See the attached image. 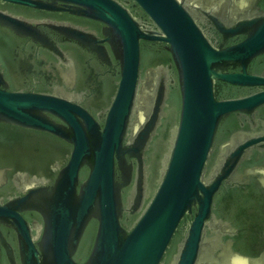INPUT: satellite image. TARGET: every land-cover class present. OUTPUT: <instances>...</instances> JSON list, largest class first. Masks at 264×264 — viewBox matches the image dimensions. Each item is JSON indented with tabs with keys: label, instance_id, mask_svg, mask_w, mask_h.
<instances>
[{
	"label": "water",
	"instance_id": "95a60500",
	"mask_svg": "<svg viewBox=\"0 0 264 264\" xmlns=\"http://www.w3.org/2000/svg\"><path fill=\"white\" fill-rule=\"evenodd\" d=\"M0 3L85 19L102 34L0 9V264H264V246L233 239L252 202L220 201L239 165L264 152L254 135L264 0ZM20 40L59 56L71 86L15 90L4 69L28 67ZM67 42L116 63L115 95L98 116L73 90ZM175 78L177 123L151 178L148 151Z\"/></svg>",
	"mask_w": 264,
	"mask_h": 264
},
{
	"label": "flooded vegetation",
	"instance_id": "af4514ba",
	"mask_svg": "<svg viewBox=\"0 0 264 264\" xmlns=\"http://www.w3.org/2000/svg\"><path fill=\"white\" fill-rule=\"evenodd\" d=\"M0 9L14 13L23 18L32 20L37 23H54L59 25H72L82 28L86 31L97 33L102 37L98 24L69 16L63 13H50L45 11L33 10L29 8H20L0 3ZM56 38V37H55ZM58 40V39H57ZM64 52L72 59L75 66V77L73 79V90L78 94V98L97 116L103 112L109 105L111 99L115 95L118 77L116 63H101L96 57L91 56L82 47L74 43H60ZM18 51L26 54L30 59L28 67L24 70L16 71L15 76L8 69H4L7 79L15 90H36L54 92L55 87L62 85L69 88L71 85L62 76L58 64H61V58L38 45L20 40ZM112 59L113 55L109 51ZM64 67L67 65L62 63ZM6 68V67H5ZM176 78L171 86L169 107L167 113L169 115L164 118L163 125L159 130V134L153 140L150 150L148 151V163L151 164V178L154 177V164L156 162V153L159 146L165 147L169 144V133L177 123V114L174 116L176 103L172 100V96L177 91ZM175 117V119H173ZM172 120H175L173 122ZM264 114L260 115L259 124L255 127V133L264 134ZM261 122V123H260ZM245 126L252 127L247 122ZM256 167H259L255 169ZM261 168V169H260ZM264 152L255 150L252 156L244 160L237 168V184L235 188L224 190L220 196V201L224 202L227 197L247 198L245 202L251 201L252 204L245 206L244 210L248 212L250 222L246 225L243 223L233 222V226L237 230L234 235L235 243L248 242L251 245L264 246ZM254 172V173H253ZM263 178V180H262ZM242 202V200H240ZM223 211H221V214ZM253 213V214H252ZM28 220L31 223L38 219L37 216L29 214ZM10 233V232H8Z\"/></svg>",
	"mask_w": 264,
	"mask_h": 264
}]
</instances>
